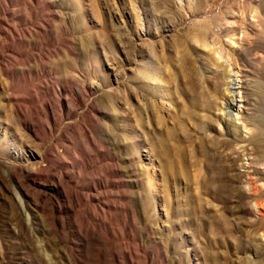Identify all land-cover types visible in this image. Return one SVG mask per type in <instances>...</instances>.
Listing matches in <instances>:
<instances>
[{"label":"rangeland","instance_id":"1","mask_svg":"<svg viewBox=\"0 0 264 264\" xmlns=\"http://www.w3.org/2000/svg\"><path fill=\"white\" fill-rule=\"evenodd\" d=\"M0 264H264V0H0Z\"/></svg>","mask_w":264,"mask_h":264},{"label":"bare ground","instance_id":"2","mask_svg":"<svg viewBox=\"0 0 264 264\" xmlns=\"http://www.w3.org/2000/svg\"><path fill=\"white\" fill-rule=\"evenodd\" d=\"M237 72H235V74H236ZM235 74H231L230 75V79H229V81H228V89H231V91H230V93L232 94L231 95V100H230V104H229V106H228V109H234V111H240L239 109H238V106H236L237 104H236V102L238 101L237 99H236V97H239V96H237V95H239L238 93H240L239 92V90L240 91H242V89H243V87H241V83L239 82L240 80H238L236 77H235ZM237 75V74H236ZM238 90V91H236V92H234L235 90ZM241 98V100H242V96L241 97H239V99ZM227 109V110H228ZM229 113H227V115H228ZM255 212V211H254ZM259 214V213H258Z\"/></svg>","mask_w":264,"mask_h":264}]
</instances>
